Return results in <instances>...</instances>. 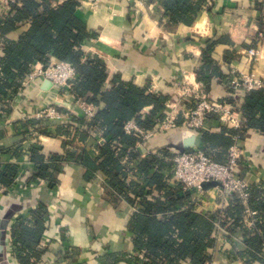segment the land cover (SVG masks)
<instances>
[{
  "label": "crops",
  "instance_id": "crops-1",
  "mask_svg": "<svg viewBox=\"0 0 264 264\" xmlns=\"http://www.w3.org/2000/svg\"><path fill=\"white\" fill-rule=\"evenodd\" d=\"M62 1L56 0L54 4ZM3 15L0 14V21ZM77 16L95 34V38L82 45L84 59L97 56L106 64L110 77L119 74L152 93L167 95L168 113L178 123L184 121L183 113L191 107L188 99L182 97L181 82L200 88L213 99L229 100L233 70L256 72L264 78V42L259 45L258 56L253 62L248 55L263 24L264 0H210V6L202 10L193 25L180 24L175 28L165 24L160 0H101L94 11L82 4ZM27 27L7 37L18 41ZM212 43L208 56L213 58L220 75L211 76V70L205 66L204 52ZM4 46L5 38L0 35V58ZM41 68H44L42 63L34 65L25 80L29 84H22L11 102L9 115L0 118L1 169L16 165L20 186L13 194L0 198V264H26L15 248L14 233L24 220L28 227H34L36 221L32 213L35 210L44 213L41 220L45 233L41 242L47 240L48 246L40 249L38 244L42 255L39 260H31L32 264H108L106 253L131 255L133 241L128 227L136 212L134 205L106 189L103 174L99 172L95 178L87 180L82 166L65 161L59 171L52 172L54 182L47 180L38 187L29 186L34 182L31 178L36 169L29 156L22 153L29 136L36 139L46 158L51 154L75 151L78 143L82 150L96 158L101 139V135H92L87 143L80 141L76 126L79 125L77 119H87L84 109L73 96L67 98V103L58 104L59 92L52 85L46 86L47 80L43 78L33 79ZM201 71L206 72L207 83L199 80ZM105 87L109 88V83ZM43 102L57 106L63 116L36 119L41 122L39 129L36 125L23 128L22 122L35 114ZM150 110L146 108L142 114ZM207 126L219 132L221 123L217 117H212ZM41 128L48 133H41ZM73 130L77 143L68 140ZM202 134L203 131H190L185 135L184 127L170 129L160 136L138 140L135 148L143 159L147 153L174 148L187 139H193V146H202ZM242 145L244 156L253 164V169L245 170L243 176L250 184L264 183V134L249 130ZM209 191L203 205L205 210L216 212L218 189ZM244 236L243 229L238 230L224 243V235L220 234L212 264H244L243 259L229 256L245 249Z\"/></svg>",
  "mask_w": 264,
  "mask_h": 264
},
{
  "label": "trees",
  "instance_id": "trees-1",
  "mask_svg": "<svg viewBox=\"0 0 264 264\" xmlns=\"http://www.w3.org/2000/svg\"><path fill=\"white\" fill-rule=\"evenodd\" d=\"M55 1L18 0L0 21V35L5 38L4 53L0 58V98L7 99L5 108L0 105V112L9 115L12 100L36 63L46 66L51 61L69 62L76 68V78L72 82L75 99L95 108L92 119H77L79 139L87 143L92 135H101L106 142L98 146L96 158L85 149L79 153L68 150L65 154H51L46 158L35 142L27 151L36 165L31 181L54 182L52 172L59 171L62 162H74L85 169L87 180L100 172L105 177L106 189L141 207L128 227L133 252L131 255L106 253L108 264H212L218 216L204 214L194 205L185 208L188 197L179 187L172 188L162 172L165 167H170L163 158L169 154V149L142 159L140 151L135 148L140 139L125 133V125L130 121L137 122L140 128L149 132L157 122L166 120L169 97L141 88L119 74L110 77L106 64L97 56L84 59L82 45L95 38V34L77 16L83 0H63L60 4H54ZM160 5L165 24L175 28L180 24L193 25L202 10L210 6V0H160ZM25 25L28 27L18 41L7 37ZM260 29L264 30V24L261 23ZM213 45L204 52L205 66L211 70V76L220 75L213 58L208 56ZM199 80L203 84L209 81L205 71L199 73ZM106 83H109V88L105 87ZM230 102L234 103V100ZM149 107L151 110L143 115L142 112ZM241 110L246 127L243 130L222 127L219 132L210 130L202 134V146L208 153L215 152L218 162L226 160L228 149L234 144L233 135L244 139L249 130L264 134V88L249 92L243 99ZM38 124L41 122L36 119L22 122L23 128L36 125L39 129ZM41 131L48 133L42 128ZM119 148L120 155H117ZM125 154H130L139 171V179L145 181L144 185L140 180L128 181V173L120 162ZM17 172L16 165L1 169L0 164V185H11ZM251 192L249 207L260 212L255 227L252 230L245 227L247 209L239 200L230 205L226 212L227 220L222 226L232 221L226 235L228 238L241 229L245 234V249L235 251V255L229 254L231 258L239 257L244 264H264V183L252 184ZM141 199L144 203L140 202ZM43 216L41 210H35L32 213L36 221L34 227H28L27 220H24L15 230L14 245L26 264H32L31 260H39L42 255L37 246L45 233Z\"/></svg>",
  "mask_w": 264,
  "mask_h": 264
},
{
  "label": "built area",
  "instance_id": "built-area-1",
  "mask_svg": "<svg viewBox=\"0 0 264 264\" xmlns=\"http://www.w3.org/2000/svg\"><path fill=\"white\" fill-rule=\"evenodd\" d=\"M18 0H0V14H6L12 5L16 4ZM101 0H83L82 4L91 10H96L99 7ZM264 24V20H263ZM264 42V30L259 29L257 34L255 45L248 50L249 59L251 62L258 56V47ZM33 79L41 77L52 83L54 89L59 92L60 98L58 104L67 103L68 97L73 96L72 82L76 78V68L69 62L65 61H51L44 68H41ZM233 77L229 82V100H234L231 103L228 99L216 100L211 98L206 92L197 87H190L186 82L179 84V89L182 92V97L185 100L188 99L191 107L183 113L184 121L179 124L176 118L168 115L164 121L156 123L155 127L146 132L140 128L139 124L134 121H130L125 125V133L128 135H134L140 140L144 141L153 136H160L164 132L170 129H179L184 127L185 135L190 131L208 132L212 130L207 126L210 118L217 117L221 123V128H229L235 130H243L244 118L241 110L242 102L244 97L255 89L264 88V78L257 75L256 72L245 73L240 70L232 71ZM30 77V76H29ZM32 79V77H31ZM26 80V79H25ZM23 81L25 86L29 82ZM27 81V80H26ZM31 83V81H30ZM75 101L84 109L86 118L92 119L95 115L94 107L92 105L85 104L81 100ZM7 99L4 97L0 98L1 107L5 108ZM0 107V108H1ZM6 113L0 112V118H6ZM63 114L58 110L55 105H49L42 103L39 110L29 116L27 119H53L61 118ZM219 129L221 131L222 129ZM87 129V127H85ZM74 131H71V136H68V140L73 143H77L78 140L74 137ZM213 131V130H212ZM234 144L228 149L227 157L224 162H218L215 157L216 153H208L204 146L195 145L189 149L182 151L176 146L174 148H168L169 154L165 155L164 161L170 163V167L163 169V174L168 178L167 182L172 188L179 187L182 193L185 194L187 202L185 208L189 205H194L195 209L208 215H217L218 221L216 226L218 233L216 238L223 234V241L227 243L226 235L229 234L231 220L222 226V223L227 220V210L230 205L235 201L239 200L244 206H246V216L244 217V225L248 229L254 228L259 220L260 212L253 210L249 207V200L252 196L251 185L243 172L245 170L253 169L251 159L247 158L243 154V138L240 135H233ZM28 143L23 148L22 153L29 156L27 151L35 144L36 139L34 137L28 138ZM100 144L106 142L101 137L99 140ZM74 144H71L73 148ZM78 147L74 149L79 153L81 152L80 143ZM117 155H120V148L116 150ZM150 153L145 154L143 157L146 158ZM121 164L125 167L128 173L127 179L129 182L139 181V171L134 164L130 154H125L121 157ZM47 182L34 181L29 186L38 187L41 184ZM208 182H218L221 185L215 187L218 189V209L216 212H209L205 210L203 202L204 198L209 190H204L202 185ZM141 184H145V181L140 180ZM19 174L13 184L9 186L0 185V198L4 194H13L19 188ZM140 202L144 203L141 199ZM202 206V208H199ZM139 205L134 206L135 211L140 210ZM251 229V230H252ZM219 239V238H218ZM47 240L44 239L39 244V248L43 249L48 246Z\"/></svg>",
  "mask_w": 264,
  "mask_h": 264
},
{
  "label": "water",
  "instance_id": "water-1",
  "mask_svg": "<svg viewBox=\"0 0 264 264\" xmlns=\"http://www.w3.org/2000/svg\"><path fill=\"white\" fill-rule=\"evenodd\" d=\"M52 85V83L50 81L46 82V86ZM194 145L193 139H187L185 140L182 144L177 145L176 147L182 151L187 150L188 148H191ZM221 184L218 182H208V183H204L202 185L204 190H210L213 189L215 187L220 186ZM1 250V247H0Z\"/></svg>",
  "mask_w": 264,
  "mask_h": 264
},
{
  "label": "rangeland",
  "instance_id": "rangeland-1",
  "mask_svg": "<svg viewBox=\"0 0 264 264\" xmlns=\"http://www.w3.org/2000/svg\"><path fill=\"white\" fill-rule=\"evenodd\" d=\"M189 150H190V148H189Z\"/></svg>",
  "mask_w": 264,
  "mask_h": 264
}]
</instances>
